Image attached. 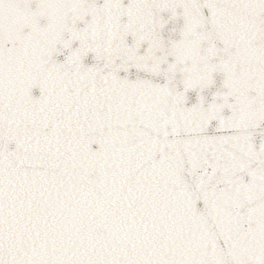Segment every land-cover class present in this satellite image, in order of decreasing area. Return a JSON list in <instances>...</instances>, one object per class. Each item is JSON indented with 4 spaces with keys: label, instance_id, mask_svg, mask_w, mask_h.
Segmentation results:
<instances>
[{
    "label": "snow or ice",
    "instance_id": "obj_1",
    "mask_svg": "<svg viewBox=\"0 0 264 264\" xmlns=\"http://www.w3.org/2000/svg\"><path fill=\"white\" fill-rule=\"evenodd\" d=\"M0 264H264V0H0Z\"/></svg>",
    "mask_w": 264,
    "mask_h": 264
}]
</instances>
